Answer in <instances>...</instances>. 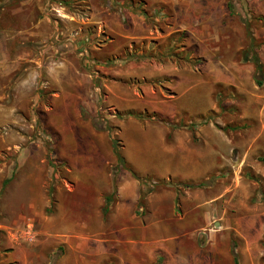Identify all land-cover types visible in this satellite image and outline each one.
I'll use <instances>...</instances> for the list:
<instances>
[{"label":"crops","instance_id":"obj_1","mask_svg":"<svg viewBox=\"0 0 264 264\" xmlns=\"http://www.w3.org/2000/svg\"><path fill=\"white\" fill-rule=\"evenodd\" d=\"M144 4L164 10L159 17L168 21V29L163 30L162 37L183 33V43L194 48V52L197 49L205 53L207 45H212L211 52L216 54L223 51L228 40L226 20L232 18L223 1L148 0ZM65 9L63 2L55 0L0 1V44L5 42L4 47L0 45V77L6 74L5 66L13 65L9 79L0 80V183L9 178L5 170L9 161L16 166L6 184L9 197L18 200L15 201L18 208L23 204L25 211L36 215L40 213L39 204V207L48 205L46 193L53 177L45 169L44 158L31 156L28 140L34 128L49 131L53 126L52 130L62 132L61 124H48L49 118L59 122L62 116L78 112L81 103V96L70 81L79 80L78 46L70 41L83 25L80 17L66 13ZM2 16L8 20L1 23ZM114 19L105 2L97 0L86 21L124 35L122 24ZM235 28L238 32L239 28L243 30L240 25ZM143 29L138 31L139 36H145ZM8 37L10 46L6 45ZM59 37H70L69 42H60ZM20 63L22 66L17 68ZM221 65L219 59L207 62L204 71L209 76L204 80L192 79L185 69L171 63L167 72L178 80L169 85V94L151 89L152 99L144 97L149 100V109L169 121L155 122L146 130L137 126L135 139L125 147L126 157L143 174L199 184L215 168V183L223 180L221 167L225 160L213 149H224L227 145L224 131L208 127L203 122L206 119L196 120L198 127L194 133L202 141L194 145L189 130L175 124L183 116L202 117L218 84L241 83L242 80L235 79L232 70L236 67L231 61L227 67L224 65L230 69L229 73ZM49 84L56 86L51 95L46 92ZM85 137L88 139L71 140L62 146L60 160H65L67 170L63 180L68 186L59 183L55 187L56 222L40 221L38 232L34 217L24 216L26 220L18 229L22 232L10 233V250L0 251V264H264V204L260 199L256 201L252 192H241L239 186L232 192L227 190L232 193L228 199L223 189L210 197L198 190L199 186L184 188L180 204H174L176 191L166 185L167 188L150 192L143 210L137 203L144 184L130 173L108 171L115 157L103 135L99 141L91 139L94 138L91 134ZM5 150L13 157L7 159ZM205 183L201 187L213 185ZM73 194L85 198L84 220H71L63 215L65 198ZM20 197L24 198L23 203ZM101 199L105 200L109 214L104 223L98 221L96 214ZM5 227L0 223V228ZM50 239L59 247L51 254L47 245Z\"/></svg>","mask_w":264,"mask_h":264},{"label":"rangeland","instance_id":"obj_2","mask_svg":"<svg viewBox=\"0 0 264 264\" xmlns=\"http://www.w3.org/2000/svg\"><path fill=\"white\" fill-rule=\"evenodd\" d=\"M55 1L63 2L66 13L80 17L83 25L70 41L78 46L76 57L78 58L79 80L70 81H72L75 92L81 96V103L77 106L78 112L75 110L76 112L72 111L73 113L62 116L59 122L49 118L48 124H61L59 126L63 128L65 134L63 130L62 132L52 130L53 126L50 125L52 127L49 131L41 127L34 128L32 137L28 140L31 142V156L44 158L46 160L45 169L49 177H53L52 181H49L50 187L46 193L48 205L39 207L38 203L40 213L36 215L25 211L23 204L18 208L15 204L17 199L9 197L8 184L3 187V183H0V190H2L0 191V223L6 226L0 228L1 252L10 250L12 243L10 233L21 231L18 229L22 226L23 220H26L24 216L34 217L37 223L35 229L38 232H41L40 221L48 220L50 224L56 222L58 210L55 187L59 183H65V186H68L67 181L63 180L67 170L65 160H60L62 146L65 147L71 140L84 141L87 138L85 135H94L91 139L98 141L99 136L103 135L104 141L112 146L115 163L108 166L110 173L127 172L144 184V191L141 192L137 203L138 207L144 210L152 195L150 192L159 188H167L166 185H171L170 187L176 191L174 204L180 202L184 195L182 189H190L184 185L192 184L193 181L176 182L171 178L158 177L156 174H143L125 155L128 142L135 139L137 126H143L146 130L155 122L160 121L166 124L169 121L168 118L161 117L149 109L150 104L147 102L149 100L144 97L152 99L151 89H161L166 95L169 94V85L173 80H178V77L171 76L167 72L171 63L175 64L178 69H185L187 76L192 79L202 77L204 80H207L205 77L209 76L204 71L207 62L219 59L222 68L228 73L230 69L225 67L229 61L235 65L236 68L232 71L236 80H242L241 83L238 85L218 84L206 102L208 110H203L202 117L183 116L182 121H177L175 124L177 127L189 130L192 136L191 142L194 145L202 141V137L194 133L198 127L196 120L206 119L203 122H206L208 127L219 132L224 131L227 145L224 149L216 147L213 149L219 154V158L221 155L225 160L224 166L221 167L223 180L215 183L217 169L214 168L200 181V183L213 182V185L211 187L200 186L198 190H203L211 197L220 189L232 192L233 189L241 186V192L249 190L256 201L260 199L264 204V0H217L218 2L223 1L226 12L229 11L232 15L230 20H226L229 24L225 31L227 36L225 38L228 40L223 51L217 54L211 52L212 45L204 47L205 53L197 49V52H194V48H187L183 43V33L162 37L163 30L168 29L166 27L168 21L159 17L164 10L147 7L144 2L148 0H102L108 12L115 16L114 21L122 24L121 29L125 36L107 28L103 29L102 25L98 27L86 21L92 5L97 0ZM137 16L141 18L138 19ZM5 17H1V23L8 20ZM133 17L135 20L132 19ZM54 21L57 20L54 19ZM232 24L238 28L240 25L243 30L239 28L240 32H238ZM141 26L145 29H143L145 36H139L138 31L142 28ZM69 38L59 37L57 40L68 41ZM9 40V37L6 38L7 46H10ZM0 45L4 47L5 42ZM21 55L26 57V54ZM23 63H20L17 68ZM257 63L261 65V71ZM12 66V64L5 66L6 74L3 78L0 77V80L9 79V70ZM258 78L262 80L261 85L256 83ZM46 89V92L51 95V89H56V86L49 84ZM146 91H149L150 96L145 95ZM187 98L188 96L184 99ZM201 101L204 103V99ZM137 112L141 113V117L134 116ZM127 132L131 133V137L127 136ZM114 140L126 160L125 165L118 164L113 147ZM4 152L7 159L13 157L9 150ZM15 168L16 166L10 165L8 161L5 166V170H8V177L12 176L14 171L16 172ZM214 184L217 185L214 186ZM177 186H181L180 189L177 190ZM230 191L226 193L228 199L232 194ZM84 199L79 194L68 195L65 198L64 217L77 221L84 220L85 211L82 210L87 206ZM19 201L23 203L24 198L20 197ZM99 203H97V219L100 223H104L108 220L109 214L106 212L105 200L101 199ZM48 236L52 238L51 235ZM262 243L264 246V239ZM47 245L49 254L59 250L54 239H50Z\"/></svg>","mask_w":264,"mask_h":264},{"label":"trees","instance_id":"obj_3","mask_svg":"<svg viewBox=\"0 0 264 264\" xmlns=\"http://www.w3.org/2000/svg\"><path fill=\"white\" fill-rule=\"evenodd\" d=\"M257 66H258V69L261 71V65L259 64V63H257ZM256 83L258 84V85H261V83H262V80L261 79H256ZM134 116L135 117H141V113L140 112H137L136 114H134ZM113 147H114V149H115V155H116V158H117V161H118V164H120V165H125L126 164V160H125V158H124V156L122 155V153L118 150V146H117V143H116V141L114 140L113 141ZM10 177L9 178H6L4 181H3V184H2V186L4 187L9 181H10ZM203 185H205V183H199V184H185L184 186L186 187V188H193V187H200V186H203ZM3 187H2V189H3ZM0 191H2V190H0ZM235 264H237L236 262H235Z\"/></svg>","mask_w":264,"mask_h":264}]
</instances>
